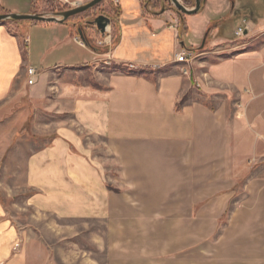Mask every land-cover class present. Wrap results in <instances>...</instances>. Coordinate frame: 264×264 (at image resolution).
<instances>
[{
    "label": "crops",
    "instance_id": "1",
    "mask_svg": "<svg viewBox=\"0 0 264 264\" xmlns=\"http://www.w3.org/2000/svg\"><path fill=\"white\" fill-rule=\"evenodd\" d=\"M115 1L118 43L103 53L86 45L76 20L36 22L46 47L34 63L29 26L0 23V102L18 81L32 102L52 89L62 99L56 122L41 126L50 140L26 158L27 205L102 222L110 250L114 226H144L136 243L156 264H264V21L243 19L250 40L215 51L205 44L211 23L218 40L229 39L240 0H206L185 15L187 41L174 9ZM182 49L194 54L188 63L177 62ZM101 61L111 67L97 72V85L66 75ZM28 67L39 71L33 85ZM196 86L210 103L194 98ZM66 112L71 124L59 119ZM86 135L106 141L108 164L91 159ZM26 233L0 195V264H29Z\"/></svg>",
    "mask_w": 264,
    "mask_h": 264
},
{
    "label": "rangeland",
    "instance_id": "2",
    "mask_svg": "<svg viewBox=\"0 0 264 264\" xmlns=\"http://www.w3.org/2000/svg\"><path fill=\"white\" fill-rule=\"evenodd\" d=\"M147 1L149 0H142V3H147ZM150 1L152 2L147 4L148 8L145 10L148 12L152 10V13L153 10L160 11L165 0ZM248 1L240 0L239 7L243 8L245 6L246 10H244L241 18H231L232 20L229 22L231 31L223 33L222 37L228 36L229 39L218 40V35L221 33L215 34L211 32L209 37L205 39L206 46L210 43L212 44L208 48L215 51L222 50L230 45L229 40L234 39L240 45L250 40L249 37H238L235 31L238 26H247L246 21L243 22V19L264 21V6L259 4V0H252L255 8L253 9V14H250L248 13L249 9H247L249 7ZM0 2L3 3L4 9L9 11L8 13H26L29 11V13L48 14L69 10L64 9L53 0H0ZM117 2L115 0H104L96 7L70 18L71 20H76L77 23H84L85 20L90 18L94 20L103 13L111 16L112 23L105 40L96 26L90 28V31L87 32L88 38L96 46L103 48V50H105V47L110 49L113 41L116 38L118 39L119 28L116 26V20L117 16H119V6ZM160 2L161 5H158ZM181 2L188 8L195 6V4L187 5L184 0H181ZM218 2L220 3V0ZM230 3L233 5L232 2ZM173 8L175 7L173 6ZM175 10L178 15L177 24L179 29H182L183 40L187 41V25L182 21L178 10L176 8ZM0 14L3 13L0 12ZM19 22L29 26L26 36L31 38V42L27 46L28 53L30 52L34 63H38L44 59L41 57V52L46 47L44 42L41 45V42L39 43L38 41L41 38V29L36 26L40 23H34L33 21L14 22L11 20L2 23L18 24ZM214 25L215 23L212 22L210 27ZM109 36L111 37L110 42L107 43ZM263 37L259 38L258 43L256 42L255 44L259 46V41ZM101 41L106 42L103 44ZM53 56L54 54L51 53L47 55L48 58ZM97 65L98 67L94 70V66ZM94 66L82 67L80 76L76 75L75 77L73 76L74 73L66 75L72 81L97 85V72H106L111 65H105L101 61L95 63ZM23 87L22 81L16 82L10 94L0 102V157H2L0 195L10 214H13L16 218L20 228L25 229L27 232L21 243L23 249L28 252L29 264H156V258L144 257V252L142 251L143 243L140 245L136 243L139 234L141 236L144 235L142 232L139 233V229L142 230L144 226H114L112 250H110L109 245L111 242L108 239H106L107 241L105 240V237L108 236V227L102 222L88 219H59L52 214H39L27 205L26 197L29 193L25 187L26 158L32 151L50 140L52 130L48 129V134L44 136L42 135L44 129H41V126H44L46 122L52 124L56 122V109L62 104V99L58 97L57 91L52 89L43 102H32L29 98L30 91L28 88ZM199 89L196 86L195 90L198 95H195L194 98L210 103L211 100L206 97H198L200 94L198 92ZM226 90H231V88L228 87ZM51 107L52 111H48ZM43 111L46 113H43ZM59 116V119H64L66 124L72 123L73 115L71 112H66L64 117ZM86 142L93 150L91 159L96 162V158H98L104 166L108 164V161H105L108 156L106 153V141L103 138L86 135ZM128 227H131L129 233L127 231ZM221 228L222 226L220 225L218 233H220Z\"/></svg>",
    "mask_w": 264,
    "mask_h": 264
},
{
    "label": "water",
    "instance_id": "3",
    "mask_svg": "<svg viewBox=\"0 0 264 264\" xmlns=\"http://www.w3.org/2000/svg\"><path fill=\"white\" fill-rule=\"evenodd\" d=\"M104 0H91L82 6L72 8L69 10H63L60 12H53L48 14L41 13H3L0 14V23L11 20L17 21H33L42 23H64L71 17L82 14L100 4ZM179 12L185 15H196L201 10L206 0H196L193 8L186 7L181 0H168ZM112 19L106 15H99L94 20L86 22L88 25H95L101 36L105 38L109 33ZM80 34L83 36L80 26L78 27Z\"/></svg>",
    "mask_w": 264,
    "mask_h": 264
},
{
    "label": "built area",
    "instance_id": "4",
    "mask_svg": "<svg viewBox=\"0 0 264 264\" xmlns=\"http://www.w3.org/2000/svg\"><path fill=\"white\" fill-rule=\"evenodd\" d=\"M53 1L56 2L58 5H60L61 7H63L64 9L65 8L66 9H72V8H76V7L82 6V5H84L85 3H87L90 0H53ZM245 30H246V27L240 26V27H238L236 29L235 34L238 37L245 36ZM110 38L111 37L109 36V38H108L109 41L108 42H110ZM106 41H107V39H106ZM101 42L103 44L105 43L104 41H101ZM101 42H99V43H101ZM80 43L83 44L82 41H80ZM192 57H193L192 53L189 50H187V49L180 50V52H178L177 55H176L177 62H180V63H188L191 60ZM129 68L132 69V70H135L136 66L130 65ZM184 72H185V74H188L187 70H185ZM27 74H28V77H29L28 84L29 85L35 84L36 81H37V77L39 75V71L36 68H34V67H28L27 68Z\"/></svg>",
    "mask_w": 264,
    "mask_h": 264
},
{
    "label": "trees",
    "instance_id": "5",
    "mask_svg": "<svg viewBox=\"0 0 264 264\" xmlns=\"http://www.w3.org/2000/svg\"><path fill=\"white\" fill-rule=\"evenodd\" d=\"M142 1V0H141ZM260 2H259V4L262 6H264V0H259ZM150 2H152V1H147V3H144L143 5H144V8L146 9V8H148L147 7V4H150ZM184 2L188 5H194L195 4V2H196V0H184ZM230 2H235V0H230ZM248 4H249V7L247 8V9H249L248 11V13H250V14H253V9L255 8V4L252 2V0H249L248 1ZM155 5H157V4H155ZM158 5H161V2L158 4ZM157 5V6H158ZM251 5V6H250ZM174 9L175 10V8H173V6L170 4V2L168 1V0H165V1H163V4H162V6H161V9ZM160 9V10H161ZM243 9H245L246 10V8L245 7H243ZM61 10H63V9H61ZM176 11V10H175ZM0 12H2V13H7L4 9H3V7L2 6H0ZM178 13L180 14V17H181V19H182V21L184 22L185 20H184V18H185V14H182V13H180L179 11H178ZM250 16H252V15H250ZM111 17V16H110ZM112 18V17H111ZM118 20H119V16H117V20H116V26L118 27ZM34 23H36V22H34ZM185 23V22H184ZM215 23H217V22H215ZM76 25H78V26H80V28H81V31H82V33H83V36H84V42L86 43V45L88 46V47H90L91 49H93L94 51H98V52H100V53H103V52H106V51H108L109 50V47H105L104 49L105 50H103V48H101V47H99V46H96L87 36H86V34H85V32H84V29L82 28V23H78V24H76ZM88 29H90V28H93V27H91V26H86ZM213 30V27H210L209 28V30H208V37H209V35L211 34V31ZM179 37H180V40L181 41H183V34H182V29H181V31H180V34H179ZM118 43V39L116 38L114 41H113V45L112 46H115L116 44ZM185 47V46H184ZM189 50H191V51H197V50H199V49H193V48H190ZM133 73H135V72H133ZM108 188L110 189V190H113V188L111 187V186H108Z\"/></svg>",
    "mask_w": 264,
    "mask_h": 264
},
{
    "label": "flooded vegetation",
    "instance_id": "6",
    "mask_svg": "<svg viewBox=\"0 0 264 264\" xmlns=\"http://www.w3.org/2000/svg\"><path fill=\"white\" fill-rule=\"evenodd\" d=\"M103 15L108 16L107 14H104V13H103ZM108 17H110V16H108ZM110 18H111V17H110ZM111 19H112V18H111ZM88 21H92V19L90 18V19L85 20L84 23L82 22V24H83V25H82V28L84 29V32H85L86 36H87V32H88V30H89L86 26H91V27H93V28L95 27V25H88V24H86V22H88Z\"/></svg>",
    "mask_w": 264,
    "mask_h": 264
}]
</instances>
